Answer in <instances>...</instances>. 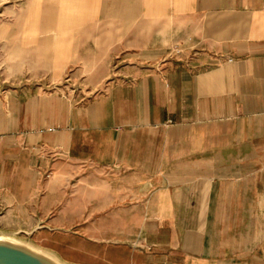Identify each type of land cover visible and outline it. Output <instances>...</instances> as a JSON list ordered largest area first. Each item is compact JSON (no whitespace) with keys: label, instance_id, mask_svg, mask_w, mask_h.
Returning <instances> with one entry per match:
<instances>
[{"label":"crops","instance_id":"crops-1","mask_svg":"<svg viewBox=\"0 0 264 264\" xmlns=\"http://www.w3.org/2000/svg\"><path fill=\"white\" fill-rule=\"evenodd\" d=\"M67 264H264V0H0V231Z\"/></svg>","mask_w":264,"mask_h":264},{"label":"water","instance_id":"water-1","mask_svg":"<svg viewBox=\"0 0 264 264\" xmlns=\"http://www.w3.org/2000/svg\"><path fill=\"white\" fill-rule=\"evenodd\" d=\"M40 227L33 231H20L28 236L33 235ZM11 239L16 242L7 241ZM31 247L39 252L33 251ZM0 264H67L52 252L40 248L28 241L21 240L9 233L0 232Z\"/></svg>","mask_w":264,"mask_h":264},{"label":"rangeland","instance_id":"rangeland-1","mask_svg":"<svg viewBox=\"0 0 264 264\" xmlns=\"http://www.w3.org/2000/svg\"><path fill=\"white\" fill-rule=\"evenodd\" d=\"M4 233H6V232H4ZM9 234L14 235V236H16L17 238H19L21 240L33 243V244H35L37 246H39V244H41L43 246H49V244H50L45 238H42L39 234H37L35 236H32V238H30L28 235H26L24 233H19V232L16 233V234L15 233H9Z\"/></svg>","mask_w":264,"mask_h":264},{"label":"bare ground","instance_id":"bare-ground-1","mask_svg":"<svg viewBox=\"0 0 264 264\" xmlns=\"http://www.w3.org/2000/svg\"><path fill=\"white\" fill-rule=\"evenodd\" d=\"M5 240H7V241H11V242H16V241H14V240H11V239H5ZM17 243V242H16ZM30 249H32L33 251H36V252H39L38 250H36L35 248H33V247H31Z\"/></svg>","mask_w":264,"mask_h":264}]
</instances>
